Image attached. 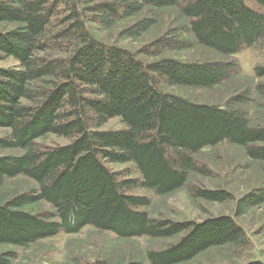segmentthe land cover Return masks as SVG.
I'll list each match as a JSON object with an SVG mask.
<instances>
[{
    "label": "trees",
    "instance_id": "16d2710c",
    "mask_svg": "<svg viewBox=\"0 0 264 264\" xmlns=\"http://www.w3.org/2000/svg\"><path fill=\"white\" fill-rule=\"evenodd\" d=\"M51 3L0 0V24L15 25L13 30L0 33V57L18 64L17 68H0V129L9 131L0 139V150L24 152L0 156V185L4 179L24 176L38 187L37 195L26 193L0 204V245L25 247L59 232L79 233L87 226L118 238H172L182 234L178 244L147 255L149 264H180L212 247L241 244L242 231L230 217L197 224L153 220L137 210L148 206L146 198L124 192L139 187L157 196L170 194L183 187L195 170L194 155L222 144L242 148L249 159L264 162V126L252 125L236 107L246 96L220 108L194 104L160 89L161 83L210 88L226 79L234 65L167 59L143 63L137 55L104 46L93 38L78 8L81 3L91 5L87 10L94 14V23L103 28L144 7L178 8L188 22L185 32L197 44L223 56H234L259 42L264 45V0ZM58 4L69 9L70 24V30L60 37L75 48L68 58L49 62L37 54L47 47V29ZM152 25V20L144 19L122 35L136 38ZM163 45L182 48L188 44L167 42L164 37L152 44L155 48ZM253 74L264 79V67L255 68ZM44 79L50 80L49 88L33 90L32 85ZM256 93L264 97V83L257 85ZM113 118L120 119L125 129L93 131ZM48 134L73 141L36 151L34 142ZM105 163H131L140 179L120 183ZM195 195L215 203L230 198L224 191L197 190ZM38 201L52 209L50 218L24 211ZM263 203L264 182L238 200V213ZM9 258L0 256V264H8Z\"/></svg>",
    "mask_w": 264,
    "mask_h": 264
},
{
    "label": "rangeland",
    "instance_id": "374dc122",
    "mask_svg": "<svg viewBox=\"0 0 264 264\" xmlns=\"http://www.w3.org/2000/svg\"><path fill=\"white\" fill-rule=\"evenodd\" d=\"M52 1L51 6L54 3ZM105 1V0H98ZM108 1V0H107ZM249 5V3H248ZM91 5L79 4L81 19L87 32L104 46L117 47L138 56L143 63L150 64L160 60H174L181 63H224L234 65L226 79L210 88H189L160 84L165 94L173 95L188 102L220 108L231 104L233 99L246 96L242 105L236 106L247 116L252 125L264 126V97L256 93V87L264 79L255 78L253 71L264 67V45L259 42L252 48H243L234 56H223L197 44L186 33L188 22L182 18L179 9L174 7H144L139 13L118 18L110 28L94 23V14L87 9ZM251 6L255 8L252 4ZM69 9L58 4L53 18L50 19L46 49L37 54L45 61L53 62L68 58L75 48L66 39L60 37L68 32ZM150 19L153 25L136 38H126L122 33L136 23ZM68 25V27H67ZM15 28L12 24H0V33ZM164 37L167 42L183 41L187 47L175 48L164 45L154 47L158 39ZM51 39V40H50ZM50 41V42H49ZM15 60L0 57V68H17ZM50 80L44 79L32 85L33 90L48 89ZM29 105V104H26ZM90 115V114H88ZM93 131H121L125 127L118 118L108 120ZM9 135L6 129H0V139ZM73 138H63L48 134L34 142L38 152L66 146ZM20 150H0V156H20ZM195 170L191 172L185 185L180 189L157 196L152 191L136 188L124 191L130 196L143 197L148 206L138 208L150 219L172 223H201L207 219L227 216L242 231L241 244H228L212 247L201 252L193 259L180 264H264V203L247 208L238 213L237 202L251 190L264 182V162L249 159L245 150L228 144H222L212 150L194 155ZM107 169L116 175L118 182L138 181L140 176L131 163L108 164ZM197 190L224 191L229 199L224 202H207L199 199ZM26 193L37 195L38 187L24 176L4 179L0 185V204L10 198ZM24 211L48 218L52 209L43 201L27 206ZM182 234L172 238H118L110 232L93 227H84L79 233L65 234L39 240L25 247L0 245V256L10 255L8 264H149L147 255L160 252L178 244Z\"/></svg>",
    "mask_w": 264,
    "mask_h": 264
}]
</instances>
